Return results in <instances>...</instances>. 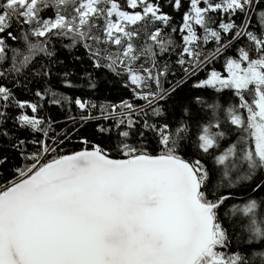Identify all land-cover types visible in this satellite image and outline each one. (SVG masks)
Segmentation results:
<instances>
[{"label": "snow or ice", "instance_id": "obj_1", "mask_svg": "<svg viewBox=\"0 0 264 264\" xmlns=\"http://www.w3.org/2000/svg\"><path fill=\"white\" fill-rule=\"evenodd\" d=\"M0 264H264V0H0Z\"/></svg>", "mask_w": 264, "mask_h": 264}]
</instances>
